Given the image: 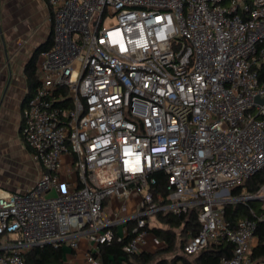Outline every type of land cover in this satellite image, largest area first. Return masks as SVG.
I'll return each instance as SVG.
<instances>
[{"label": "built area", "instance_id": "2783aa9c", "mask_svg": "<svg viewBox=\"0 0 264 264\" xmlns=\"http://www.w3.org/2000/svg\"><path fill=\"white\" fill-rule=\"evenodd\" d=\"M52 40L35 62L37 86L21 139L41 167L22 192L0 188V264H26L34 247L127 241L140 253L147 219L198 209L193 256L228 242L218 264H251L255 221L236 225L224 204L259 199L231 190L264 171V0H45ZM115 23L103 26L105 20ZM68 155L74 180L62 178ZM165 177L166 195L154 174ZM137 196L135 213L109 217L104 202ZM124 209L125 204H122ZM253 216H255L252 213ZM264 220V212L255 216ZM134 222L124 236L113 227ZM87 264H101L93 252Z\"/></svg>", "mask_w": 264, "mask_h": 264}, {"label": "crops", "instance_id": "0c3cea01", "mask_svg": "<svg viewBox=\"0 0 264 264\" xmlns=\"http://www.w3.org/2000/svg\"><path fill=\"white\" fill-rule=\"evenodd\" d=\"M49 15L45 0H0V154L8 152L6 149L10 143L19 147L24 146L27 151L23 167H11L7 163L6 165L0 164V188L10 192H22L31 188L42 172L41 167L33 161L31 152L23 143L20 128L22 112L29 93L24 68L35 50L52 40V23ZM60 168L64 180H74V171L68 155L62 156ZM19 179L26 182H18ZM138 199L137 196H132L127 202L107 199L103 205L104 212L109 217L117 215L120 219L128 218L135 213ZM122 204H125L124 209H121ZM261 208L264 209V207ZM151 221L156 223L151 224ZM147 222L149 228H166L155 220V215ZM133 225L132 221L121 223L113 227V231L117 236H124V230H129ZM15 238L14 234L0 235V245ZM255 245L256 237L254 236L252 248ZM61 247L62 264H87L86 254L91 251L99 258L101 264H140L132 255H128V258L122 256L116 259L110 256L106 262H103L102 246H91L84 238L78 241L76 250L66 245ZM161 248H163V243L149 233L147 244L140 253L153 254ZM178 255H181L183 260L176 259L175 264H195L194 257L197 254L187 256L179 250ZM172 258V254L166 253L159 255L158 259L170 263Z\"/></svg>", "mask_w": 264, "mask_h": 264}, {"label": "trees", "instance_id": "16d2710c", "mask_svg": "<svg viewBox=\"0 0 264 264\" xmlns=\"http://www.w3.org/2000/svg\"><path fill=\"white\" fill-rule=\"evenodd\" d=\"M51 41L38 47L33 53L30 60L27 62L24 70L26 75V83L29 93L36 88L37 74L35 62L37 55L50 47ZM259 81H264V64L256 67ZM157 180L155 190L166 195L165 192V177L161 172L154 174ZM264 185V171L258 172L250 179L246 180L243 185L231 190L232 197L241 196L242 189H245L247 195H255L259 188ZM224 218L231 226L236 225L237 221L243 217H248L255 221L254 235L256 237V245L252 248L250 253L251 264H260L264 262V220H257L258 216L264 211L257 201L249 200L246 202L227 203L223 206ZM252 213L255 215L253 216ZM198 209H191L185 214H155V220L166 228L148 227L149 233L158 241L163 243V248L157 250L155 253L142 252L140 254L132 255L137 258L140 264H175L176 259H181L178 251H182L183 246L188 239L194 237L200 229V224L197 221ZM148 220V219H147ZM127 241V237L118 240L116 237L107 244L101 245L103 262H106L108 257L114 259L118 257L128 258L124 254L122 247ZM183 252V251H182ZM172 254V261L169 263L166 260H159V255ZM232 253V245L228 242L220 244L210 243L208 247L202 250L194 257L195 264H218L221 258L229 257ZM158 256V257H157ZM63 252L61 246L45 245L43 247H34L24 254V261L26 264H62ZM186 262V261H185Z\"/></svg>", "mask_w": 264, "mask_h": 264}, {"label": "rangeland", "instance_id": "374dc122", "mask_svg": "<svg viewBox=\"0 0 264 264\" xmlns=\"http://www.w3.org/2000/svg\"><path fill=\"white\" fill-rule=\"evenodd\" d=\"M116 19L115 18H108L107 20H105L103 26H108V24L110 23H115ZM8 149H6V151H8L6 154H0V164L2 165H6V163L8 164V166L11 167H21L22 165L25 164L26 162V149L24 146H17L14 145V143H10L9 146H7ZM23 167V166H22ZM20 170H22V168H19ZM21 172V171H20ZM18 182H22L25 183L26 181H21L20 179L18 180ZM259 205L261 207H264V201H258ZM153 216H150L148 219H152ZM156 222L151 221V224H155ZM154 244V243H153Z\"/></svg>", "mask_w": 264, "mask_h": 264}, {"label": "water", "instance_id": "95a60500", "mask_svg": "<svg viewBox=\"0 0 264 264\" xmlns=\"http://www.w3.org/2000/svg\"><path fill=\"white\" fill-rule=\"evenodd\" d=\"M255 102L259 103V104H262V103H264V100L259 99V98H255ZM253 201H260V200L259 199H254Z\"/></svg>", "mask_w": 264, "mask_h": 264}]
</instances>
